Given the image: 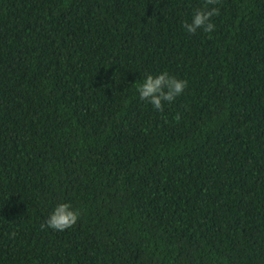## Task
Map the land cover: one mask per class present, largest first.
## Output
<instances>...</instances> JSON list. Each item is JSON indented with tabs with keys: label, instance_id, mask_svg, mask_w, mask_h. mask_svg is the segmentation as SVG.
<instances>
[{
	"label": "trees",
	"instance_id": "trees-1",
	"mask_svg": "<svg viewBox=\"0 0 264 264\" xmlns=\"http://www.w3.org/2000/svg\"><path fill=\"white\" fill-rule=\"evenodd\" d=\"M205 3L0 0V264H264V0Z\"/></svg>",
	"mask_w": 264,
	"mask_h": 264
},
{
	"label": "clouds",
	"instance_id": "clouds-1",
	"mask_svg": "<svg viewBox=\"0 0 264 264\" xmlns=\"http://www.w3.org/2000/svg\"><path fill=\"white\" fill-rule=\"evenodd\" d=\"M218 0H206L203 8L192 12L189 20H186L182 27L187 34H195L198 30L205 33H212L216 29L213 17L218 16L220 9L216 7ZM188 87L185 79L177 78L168 71L159 73H146L136 85L140 101L158 112L164 111L166 104H172L178 97L183 95ZM81 211L73 203L60 201L50 207L46 220L41 225L53 232H65L73 228L80 220Z\"/></svg>",
	"mask_w": 264,
	"mask_h": 264
}]
</instances>
